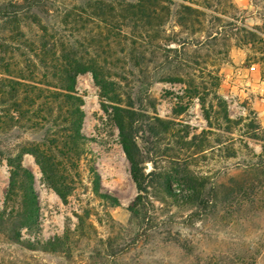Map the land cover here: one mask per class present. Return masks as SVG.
Here are the masks:
<instances>
[{
	"label": "rangeland",
	"instance_id": "obj_1",
	"mask_svg": "<svg viewBox=\"0 0 264 264\" xmlns=\"http://www.w3.org/2000/svg\"><path fill=\"white\" fill-rule=\"evenodd\" d=\"M233 2L238 26L255 34L254 42L242 43V36L220 29L217 41L198 47L197 41L205 43V38L180 28L175 11L166 17L161 30L165 33L160 34L159 22H153L147 48L137 40L134 56L147 51L151 62L137 73L134 86L155 105L153 110L144 102L149 115L174 125L163 143L174 151L145 165L146 175L153 174L147 221L138 222L128 212L138 197L137 188L112 111L87 73L78 76L75 89L85 114L83 135L91 141L103 191L117 198L120 207L107 208L94 195L90 157L75 167L63 166L74 188L64 202L47 185L35 159L25 156L23 165L34 174L40 206L37 227L22 231L25 243L40 247L68 236L76 247L72 264L99 263L100 258H116L117 264H264V34L258 30L264 27V3L255 7L251 0ZM121 50L114 45V51ZM10 174L7 161L0 158L1 211ZM177 175L213 186L231 178L242 180L247 192L229 214L193 215L187 189ZM13 209L20 211V200ZM85 217L82 234L80 219ZM0 264L67 263L0 245Z\"/></svg>",
	"mask_w": 264,
	"mask_h": 264
},
{
	"label": "trees",
	"instance_id": "obj_2",
	"mask_svg": "<svg viewBox=\"0 0 264 264\" xmlns=\"http://www.w3.org/2000/svg\"><path fill=\"white\" fill-rule=\"evenodd\" d=\"M251 1L255 7L264 3ZM172 13L178 17L180 28L188 27L191 35L205 38V43L197 41L198 47L217 41L220 29L242 36V43L258 39L238 26L233 0H0V158L7 161L11 171L5 210L0 209V245L58 257L67 264L75 261L76 247L68 236L40 247L22 240V231L35 229L40 215L35 177L23 165L25 156L35 159L47 185L64 202L74 188L63 166L75 167L90 157L94 195L107 208L120 207L117 198L103 191L91 141L83 135L85 114L75 89L78 76L87 73L93 75L105 105L112 111L137 188L138 197L128 212L138 222L147 221L153 174L146 175L145 165L174 151L163 148L174 125L148 114L144 103L148 99L134 84L137 73H142L144 64L151 60L147 51L136 56L134 51L139 47L137 40L143 42V50L147 48L154 21L159 22V33H165L161 30ZM219 24L222 26L218 28ZM258 30L264 34V27ZM114 45L122 50L114 51ZM147 104L155 110L152 102ZM177 177L187 189L185 198L193 215L216 218L222 212L229 214L240 206L247 192L245 183L233 178L213 186ZM165 186L170 190L168 184ZM17 200L21 202L18 213L13 209ZM86 219H80L82 234ZM100 259L93 264H117L118 260Z\"/></svg>",
	"mask_w": 264,
	"mask_h": 264
}]
</instances>
